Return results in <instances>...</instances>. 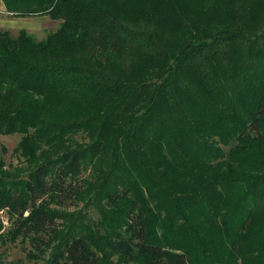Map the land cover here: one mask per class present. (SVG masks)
Instances as JSON below:
<instances>
[{
  "label": "trees",
  "instance_id": "16d2710c",
  "mask_svg": "<svg viewBox=\"0 0 264 264\" xmlns=\"http://www.w3.org/2000/svg\"><path fill=\"white\" fill-rule=\"evenodd\" d=\"M1 1L60 21L0 30V134L29 162L0 157L9 236L39 247L59 217L39 202L94 196L124 264H264V0ZM91 242L48 264H99Z\"/></svg>",
  "mask_w": 264,
  "mask_h": 264
},
{
  "label": "rangeland",
  "instance_id": "374dc122",
  "mask_svg": "<svg viewBox=\"0 0 264 264\" xmlns=\"http://www.w3.org/2000/svg\"><path fill=\"white\" fill-rule=\"evenodd\" d=\"M9 20L8 30L12 36H16L20 26L27 28L36 40H42L46 34L53 32L60 24V21L50 19L48 16H34L28 18H15L6 16ZM21 139V135H1L0 134V157L4 162V171L12 175L22 174L27 169L29 162L14 149ZM74 140H84L82 132L73 137ZM1 147L5 152H1ZM97 164H90L88 169L82 173L81 177L88 181H94V167ZM41 201L38 205H43L59 214L54 223V229L50 234H40L41 246L37 247L28 237L19 236L11 238L8 234L13 226V218L6 210L0 211V264H48L53 255L61 250L62 241L72 235H82L92 241V248L99 257V264H124L118 259V255L110 252L104 245V240L100 238L94 221L100 219L97 197H87L77 201L75 205L58 206L49 198ZM97 205V206H96ZM95 225V224H94ZM102 239V240H101Z\"/></svg>",
  "mask_w": 264,
  "mask_h": 264
},
{
  "label": "crops",
  "instance_id": "0c3cea01",
  "mask_svg": "<svg viewBox=\"0 0 264 264\" xmlns=\"http://www.w3.org/2000/svg\"><path fill=\"white\" fill-rule=\"evenodd\" d=\"M6 16H9L8 13H6L4 4L0 0V30H8L10 27L8 26V23L10 19H8ZM20 29L27 30L26 27L20 26ZM10 30V29H9Z\"/></svg>",
  "mask_w": 264,
  "mask_h": 264
}]
</instances>
